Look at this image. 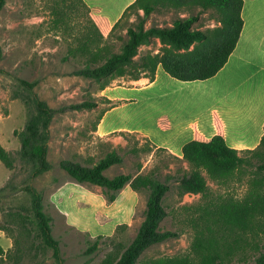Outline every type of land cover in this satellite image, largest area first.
Listing matches in <instances>:
<instances>
[{
    "label": "trees",
    "instance_id": "16d2710c",
    "mask_svg": "<svg viewBox=\"0 0 264 264\" xmlns=\"http://www.w3.org/2000/svg\"><path fill=\"white\" fill-rule=\"evenodd\" d=\"M4 5L5 0H0V12ZM242 5V0H135L106 35L83 0H53L50 12L52 29L68 34L64 61L74 60L72 75L93 81L102 91L118 79L152 81L158 67L181 82L215 76L239 39ZM207 13L215 25L202 30L196 24ZM153 14H172L173 18L170 25L146 27ZM131 17L136 22H130ZM119 28L126 31V39L116 36L114 40L122 44L118 52H113L110 41ZM156 40L160 44L157 53L140 54L141 46H154ZM17 83L15 95L26 113L17 157L27 176L20 188L9 185L0 189V231L12 241L6 251L0 247V264H43L47 259L63 264L44 197L30 184L52 168L47 155L50 125L56 111L38 97L34 82L18 79ZM94 107V103L85 101L70 109ZM146 143L145 148L132 149L131 153L166 152ZM168 157L186 164V168H179L174 174L177 197L199 196L196 202L178 207L181 224L192 236L186 254L143 260L141 255L151 246L177 235L159 229L167 216L164 198L170 191L169 177L161 181L156 169L139 173V165L135 175L109 178L104 172L122 162L115 151L96 162L90 161L89 165L71 161L60 164L75 183L99 187L108 202H113L126 185L135 192L147 193L143 221L132 241L125 247L118 244L99 264H264V133L254 150L238 152L229 148L221 135H215L209 140L196 139L185 144L181 158L170 153ZM0 163L10 171L15 168L14 157L1 144ZM208 182L222 192L211 190ZM241 184L245 192L236 197L231 190ZM19 192H25L27 204L7 205L6 198ZM126 228L117 226L115 234ZM96 241L87 253L97 249Z\"/></svg>",
    "mask_w": 264,
    "mask_h": 264
},
{
    "label": "rangeland",
    "instance_id": "374dc122",
    "mask_svg": "<svg viewBox=\"0 0 264 264\" xmlns=\"http://www.w3.org/2000/svg\"><path fill=\"white\" fill-rule=\"evenodd\" d=\"M53 0H5L0 12V144L15 159L13 171L6 169L0 163V189L9 185L20 188L24 184L27 172L18 160L20 149L19 134L24 129L26 113L23 103L16 93L18 79L34 82L35 93L56 111L50 125V139L48 143V162L52 168L48 172L31 181V186L42 193L47 213L51 216L52 235L59 242L63 264H99L107 255L113 253L118 244L127 246L134 238L139 222L143 220L144 210L140 208L135 215V222L124 231L109 236H99L101 239L89 238L87 234L69 227L63 218L49 203L50 194L55 187L68 178L60 167L64 161L89 165L104 157L110 151H115L122 158V162L113 165L105 171V176L112 178L119 174L135 175L140 165V173L145 174L156 169L161 181L169 177L170 191L164 198L167 216L161 221V231H171L177 234L162 243L151 246L140 257L141 260L163 256L183 255L188 252L191 232L181 224L178 207L191 204L199 199L198 195H185L179 199L176 194L174 174L179 168H186V164L168 157L167 152L153 150L151 153L132 154V149L141 150L147 144L145 139L137 135H114L110 139L99 138L95 135V124L105 109L107 102L99 95L98 86L91 80L72 75L74 60L64 61L67 51L66 39L68 34L62 30L52 29L51 5ZM173 15H152L146 27L166 25ZM160 21V22H157ZM130 22H136L131 17ZM72 22L71 24H73ZM214 21L209 14L200 16L196 24L202 30L213 27ZM126 31L116 30L111 40L113 52H118L122 44L114 40L116 36L126 39ZM148 50L139 51L140 54ZM113 82V84H121ZM92 102L93 109L72 110L70 106L81 102ZM152 113V111L150 112ZM149 120V117H148ZM129 126H136L132 120ZM93 189V186L87 185ZM208 186L215 192V185L208 182ZM244 185L233 186L231 193L240 197L244 194ZM8 195L10 193H7ZM141 200L146 203L147 193L140 192ZM25 192H19L6 198L7 205L12 207L22 203L27 204ZM181 201V202H180ZM6 207V206H5ZM6 209V208H4ZM145 209V207H144ZM0 223L2 214L0 211ZM97 242V249L87 253V249ZM50 257V255H49ZM43 264H54L53 259H47ZM254 264V263H248Z\"/></svg>",
    "mask_w": 264,
    "mask_h": 264
},
{
    "label": "crops",
    "instance_id": "0c3cea01",
    "mask_svg": "<svg viewBox=\"0 0 264 264\" xmlns=\"http://www.w3.org/2000/svg\"><path fill=\"white\" fill-rule=\"evenodd\" d=\"M134 1L83 0L105 35ZM242 1L239 39L215 76L181 82L158 67L152 81L121 79V84H113L120 81L115 80L100 91L108 108L95 124V135L110 139L134 134L179 158L185 144L215 135L238 152L257 148L264 133V0ZM159 48L156 40V45L139 51L157 53ZM131 120L137 125L129 126ZM49 203L69 227L89 238L112 235L120 225L131 227L140 206L145 210L140 193L129 185L108 202L99 187L91 189L69 177L55 187ZM11 246L0 231V247L6 251Z\"/></svg>",
    "mask_w": 264,
    "mask_h": 264
}]
</instances>
